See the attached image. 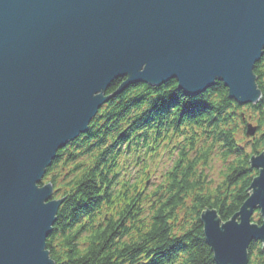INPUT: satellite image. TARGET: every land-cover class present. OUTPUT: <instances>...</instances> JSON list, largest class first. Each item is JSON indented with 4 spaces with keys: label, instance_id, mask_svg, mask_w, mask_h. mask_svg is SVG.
<instances>
[{
    "label": "water",
    "instance_id": "water-1",
    "mask_svg": "<svg viewBox=\"0 0 264 264\" xmlns=\"http://www.w3.org/2000/svg\"><path fill=\"white\" fill-rule=\"evenodd\" d=\"M261 48L264 0H0V264H49L42 242L65 197L35 184L103 103L173 78L187 96L217 80L238 102L254 101ZM257 131L248 124L246 135ZM249 163L254 195L239 211L227 221L215 208L200 215L217 264H247V243L264 240V228L248 224L251 212L264 214V151Z\"/></svg>",
    "mask_w": 264,
    "mask_h": 264
},
{
    "label": "trees",
    "instance_id": "trees-1",
    "mask_svg": "<svg viewBox=\"0 0 264 264\" xmlns=\"http://www.w3.org/2000/svg\"><path fill=\"white\" fill-rule=\"evenodd\" d=\"M254 71L258 80L264 78V63H257ZM124 81L125 79L117 81L108 92L115 93ZM216 84L221 86L222 91L226 88L222 81H218ZM164 88L165 91L162 92V95L167 96L168 92L178 88V82L173 79ZM261 90L263 96L258 104H264V87ZM131 91V89H127L103 105L91 121L89 131L63 150L66 153V159H64L61 169L54 175L45 177V180H51L55 186V197H65L57 214L56 227L48 238L49 244L59 250L76 241L87 242L90 239L89 231L101 201H107L110 206L116 203L111 199L109 190L121 176L120 171H116L114 175L112 172L116 167L117 158L122 152H131L134 147L140 149L147 145L153 137L160 138L169 132H172L174 136L184 137L181 144L185 140L195 144L194 138L202 135L205 140L212 138L222 141L227 148L226 155L232 163L224 164L217 157L210 172L211 179L205 177L207 183L202 189L174 184L172 187L178 188L179 191L168 199L167 204L163 207L164 216H153L151 211H148L144 214V219L139 222V226L136 217L140 215V212L137 211L135 215L133 214V209H136L137 205L133 204L130 209L119 212L120 205L116 203L112 209L117 212L115 219L108 224L103 234L97 235L98 241L102 240L103 242L100 252L117 247L123 241L125 246L118 250L122 254L128 253L129 256H135L142 250L141 234H148L151 221H162L166 217L167 225L164 230L173 229L174 239L183 240L185 237L191 236L193 226H196L195 234L192 239L187 240L186 246L188 251L194 253L195 257L202 262L204 254L209 251V246L206 244L204 227L200 220L201 212L207 207L215 208L222 220L227 221L239 211L247 199L248 187L257 174V170L250 167V156L253 153L264 151L257 150L252 144L258 133L251 139L246 137V124L253 122L257 125L258 130L259 125L251 120L242 121L244 137L236 135L233 138L232 135H226L220 131V126L226 124L230 119L229 113L213 108L211 101L206 98H201L204 99L203 102L192 96H188L191 98L188 101L181 97L180 103L177 104L179 97L175 91L167 98L159 97L153 103L150 115H147L143 120L141 119L143 113L135 114L139 105H134L143 98L129 95ZM177 91L182 90L178 88ZM183 95H185L184 92ZM233 103L236 102L233 101ZM175 104L177 105L173 112L170 107ZM249 106L250 104L238 105L241 115L248 110ZM198 113L199 116L193 117ZM233 115L235 114L233 113ZM205 124L207 128L204 127ZM208 129H213V131L209 132ZM245 137L247 140H244ZM261 147L264 148V145ZM148 151H152V149L149 148ZM181 155L184 154L181 153ZM136 159L138 162L140 161V157ZM127 163L125 161V164ZM204 163L207 164L208 161L205 160ZM180 168L181 165L177 164L176 169ZM188 171H191V166ZM105 184L107 187L103 188L104 194L99 195L101 187ZM143 187L149 188L146 181H143ZM205 197L207 200L202 204ZM118 199L119 197H117ZM186 205L198 209V214H193L183 220L181 224H177V219L185 216ZM257 216H260L258 211L253 217ZM104 220L108 221L109 217L105 215ZM96 227H102V225H96ZM179 233H183V235H178ZM182 246L179 242L176 245L178 248ZM129 247L131 252H129ZM68 251L71 253L72 249L69 248ZM178 261L179 264H191L192 258L185 255L178 257ZM65 264H71V262L66 261ZM76 264H93V261L83 260ZM104 264H116V260L106 257ZM120 264H124V261L120 260ZM149 264H151L150 261ZM250 264H264V250L255 242L251 251Z\"/></svg>",
    "mask_w": 264,
    "mask_h": 264
},
{
    "label": "clouds",
    "instance_id": "clouds-1",
    "mask_svg": "<svg viewBox=\"0 0 264 264\" xmlns=\"http://www.w3.org/2000/svg\"><path fill=\"white\" fill-rule=\"evenodd\" d=\"M260 51L261 53H264V48H261ZM258 62L264 63V55H261L260 59L257 62H254L252 66L256 65ZM146 67V64L142 65L139 71L143 73ZM122 78L128 81L130 76L124 75L117 78L107 90L103 91V96L106 97L105 94L108 90ZM173 79L178 81L180 85L178 79ZM216 81L213 86L207 87L201 91L195 99L204 102V99L201 98H206L211 101V106L213 108H216L218 111L229 113L230 119L226 124L220 126V131H223L226 135H232L233 138H235L236 135L244 137V123H242V121L248 122L251 120L257 123L259 125V130L256 137L253 139L252 144L257 150H264V148L261 147L264 145V104H258L262 99L261 95L259 94V97L254 101L240 103L229 94V86L223 82V84L226 85V88L222 91L221 86L217 85ZM169 82L160 84L158 87L150 86L147 82H139L129 85L126 88L132 90L129 95L135 96L136 98H143L139 103L134 104L139 105L135 114L140 115L143 113L141 119L144 120L147 115H150L153 103L156 102L159 97L167 98L169 94L174 91L177 92V96L179 97V102L177 104L180 103L181 97L186 98L187 101L191 99L190 97L183 95L182 91H177L179 87L174 91L168 92L167 96L162 95V92L165 91L164 86L169 84ZM254 85L257 90L264 87V78L260 80L255 79ZM92 95L94 98L100 97L101 92L96 91ZM233 101L236 103H233ZM249 103L250 106L248 110L241 115L238 105ZM106 104L107 102L102 105ZM177 104L170 107L173 112H175ZM206 104L209 106L208 103ZM101 106L99 108H101ZM233 113L235 115H233ZM199 115L200 114L198 113L193 117ZM204 127L207 128V125L205 124ZM208 131L212 132L213 129H208ZM84 134L86 133H80L74 140L69 141L66 145L56 150L55 158L45 167L44 174L40 181L35 184V187L38 190H43L45 188V183H52L51 180H45V177L54 175L61 169L63 161L66 159V153H64L63 150L66 149L71 142L78 140ZM188 135H191V133H188ZM194 139L195 144L189 140H185L184 143L181 144V140H184V137L174 136L172 132H169L166 136L160 138L153 137L147 145L140 149L134 147L131 152H122L118 156L116 167L112 172L114 175L116 171H120L121 176L113 184L112 189L109 190L111 199L120 205L118 211L124 212L127 209H130L133 204L137 205V208L133 209V214L135 215L137 211L140 212V215L136 217L138 226L139 222L144 219V214L148 211H151L153 216L163 217V207L167 204L168 199L179 191L178 188L172 187L174 184H179L181 187L194 186L197 189H202L207 183L205 177L209 180L211 179L210 172L217 157H219L224 164L230 165L232 163L226 155L227 148L222 141H216L212 138L205 140L202 135ZM244 140H247V138L245 137ZM149 148H151L152 151H148ZM181 153L184 155H181ZM137 157H140L139 162L136 159ZM205 160L208 161L207 164L204 163ZM125 161L128 163L125 164ZM181 161H183V163H181ZM177 164L181 165L180 169H176ZM189 166H191L190 172L188 171ZM258 168L261 176V174L264 173V164H261ZM122 169L124 170L122 171ZM173 173L175 174L173 175ZM185 173H187V175H185ZM149 179L153 180L154 183L150 185L148 189H145L143 187V181ZM104 187H107V184L101 187V191L98 193L99 195L104 194ZM253 195L254 189L250 188V190L247 191L248 200ZM117 197H119L118 200ZM206 200L207 198L205 197L202 204L206 202ZM44 203L48 204V200L44 201ZM116 203L110 206L107 201H101L92 228L89 231L90 239L87 242L76 241L59 250L54 249L48 241L50 234L56 227L55 213V222L50 224V230L42 242V252L45 254L46 260L49 264H65L66 261L71 262V264H76V262L83 260H92L93 264H104L106 257H110L111 260H116V264H120V260H123L124 264H149V261L151 264H179L178 257H183L185 255L192 258L191 264H217L215 253L207 241L206 244L209 246V251L204 254L202 262L195 257L194 253L188 251L186 242L193 238L196 231L195 225L193 226V233L191 236L185 237L183 240L174 239L173 229L170 228L168 231L164 230L167 225L166 217L162 221H151V227L148 229V234H141L142 250L135 256H129L128 253L122 254V252L118 250L125 246L123 245V241H121L120 245L117 247L105 249L104 252H100V247L103 245V242L102 240L98 241L97 235L103 234L104 229L115 219L117 212H114L112 209L116 206ZM153 205H155V207H153ZM185 209V216L177 219V224H181L183 220L191 217L193 214H198V209L195 207H188L186 205ZM105 215L109 217L108 221L104 220ZM238 219L239 222H235V224L240 226L242 224V219L240 216ZM248 224L250 227L255 226L257 229L264 228V214L253 217L251 212ZM96 225H102V227H96ZM219 226L221 228L223 227V225ZM178 235H183V233H179ZM204 236H206V232L204 233ZM178 242L183 246L179 248L176 247ZM254 242L257 246L264 248V240L253 239L249 241L244 249L247 257V264H249L250 261ZM69 248L72 249L71 253L68 251ZM129 252H131L130 247ZM117 257L120 259L117 260Z\"/></svg>",
    "mask_w": 264,
    "mask_h": 264
},
{
    "label": "rangeland",
    "instance_id": "rangeland-1",
    "mask_svg": "<svg viewBox=\"0 0 264 264\" xmlns=\"http://www.w3.org/2000/svg\"><path fill=\"white\" fill-rule=\"evenodd\" d=\"M248 124H253V126H254V125L257 126V125L254 124L253 122H248V123L246 124V131H247V126H248ZM257 133H258V131H257ZM257 133H256V134H257ZM256 134H255V135H256ZM245 135H246V132H245ZM246 137H247L248 139H251V138H253V137H255V136H247V135H246ZM261 152H262V151H261ZM259 153H260V152H259ZM253 154H255V153H253ZM253 154H252V155H253ZM252 155H251V156H252ZM251 156H250V157H251ZM153 183H154V181L151 180V179H149V180L146 181V184H147L148 186L152 185ZM55 190H56V189H55V186H54V194H53L54 196H56V194H55Z\"/></svg>",
    "mask_w": 264,
    "mask_h": 264
},
{
    "label": "bare ground",
    "instance_id": "bare-ground-1",
    "mask_svg": "<svg viewBox=\"0 0 264 264\" xmlns=\"http://www.w3.org/2000/svg\"><path fill=\"white\" fill-rule=\"evenodd\" d=\"M243 106H244V105H243ZM52 184H53V183H52ZM53 198H54V199H57V197H55L54 195H53ZM57 214H58V213H57ZM250 258H251V255H250ZM249 263H250V261H249Z\"/></svg>",
    "mask_w": 264,
    "mask_h": 264
}]
</instances>
